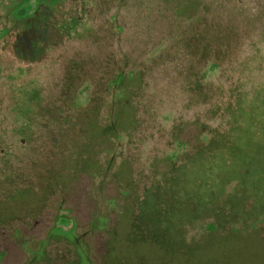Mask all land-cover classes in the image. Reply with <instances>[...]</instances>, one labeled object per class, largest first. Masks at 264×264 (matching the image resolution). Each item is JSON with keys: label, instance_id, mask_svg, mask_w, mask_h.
<instances>
[{"label": "rangeland", "instance_id": "374dc122", "mask_svg": "<svg viewBox=\"0 0 264 264\" xmlns=\"http://www.w3.org/2000/svg\"><path fill=\"white\" fill-rule=\"evenodd\" d=\"M0 264H264V0H0Z\"/></svg>", "mask_w": 264, "mask_h": 264}]
</instances>
